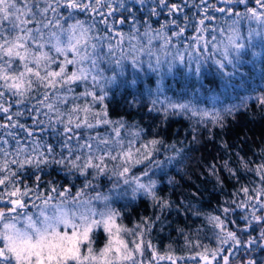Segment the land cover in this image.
Returning a JSON list of instances; mask_svg holds the SVG:
<instances>
[{"label": "snow or ice", "instance_id": "6c2138e0", "mask_svg": "<svg viewBox=\"0 0 264 264\" xmlns=\"http://www.w3.org/2000/svg\"><path fill=\"white\" fill-rule=\"evenodd\" d=\"M252 5L253 0H0V264H176L171 255H159L147 238L161 215L128 228L118 223L123 214L112 207L110 196L97 190L100 178L110 173L116 178L113 189L122 184L132 197L143 193L161 214L173 206L157 195L153 178V169L165 163L156 158L164 143L160 132L144 139L138 124L111 120L108 85L124 74L127 61L137 72L146 64L158 75L165 66L170 73L179 64L197 77L211 64L221 86L233 87L245 50L259 55L252 41L264 38V0ZM142 10L146 14L137 16ZM161 15L165 21L154 28L152 17ZM242 19L259 28H249L245 37ZM125 23L128 33L116 30ZM190 26L196 35L181 47ZM257 100L264 107V94ZM149 111L158 113L161 123L187 116L194 122L188 143L194 144L201 128L210 131L208 124L223 128L236 106L209 109L156 96ZM24 116L30 124L21 123ZM99 126L107 133L91 134ZM222 146L229 151L226 143ZM170 147L174 155L167 161L180 162L184 149ZM261 153L257 160L237 154L236 167L228 159L219 167L208 165L207 175L221 189V171L240 187L204 216L216 247L197 253L203 264H232L236 257L238 264H264V255H258L264 252V149ZM137 165L144 166L138 175ZM46 169L64 172L65 179H84L79 188L58 186L44 180L51 174ZM241 171L255 179L241 183ZM184 210L201 216L190 202ZM97 232L105 235L98 250Z\"/></svg>", "mask_w": 264, "mask_h": 264}, {"label": "trees", "instance_id": "16d2710c", "mask_svg": "<svg viewBox=\"0 0 264 264\" xmlns=\"http://www.w3.org/2000/svg\"><path fill=\"white\" fill-rule=\"evenodd\" d=\"M170 2L175 3L178 0H170ZM210 2L215 4L218 0H210ZM252 6H254V0ZM195 11L192 9L189 14ZM145 14L146 10H142L137 13V16ZM216 15L221 17L222 14L216 13ZM79 18L86 17L79 16ZM165 19L166 15L152 17V26L159 28ZM196 19L198 17L193 18V25ZM223 19L227 18L223 17ZM180 22L182 23V20ZM239 26L245 37L249 28H259L255 21L246 19H242ZM116 30L128 33L130 26L128 23L117 24ZM195 35L194 28L188 27L184 37L181 38V47L185 38L190 42ZM154 43L158 46V42ZM252 43L259 55L252 56V49L245 50L247 54L242 57L239 71L233 79V87L227 90L221 86V78L215 73L214 66L211 64L205 65L201 76L197 77L179 64L170 73L165 66L158 75L147 70L146 64L145 71L137 72L126 61L124 74L118 75L116 81L108 85L109 95L106 103L111 120L123 119L129 125L138 124L145 130L142 137L144 139H150L157 131L160 132L164 143L159 146L160 152L156 158L164 160L165 163L162 167L153 169L155 173L153 178L158 181L157 195L170 200L173 206L161 214L160 209L154 207L153 201L143 193L132 197L131 192L122 184L120 188L113 189L112 185L116 182V178L110 173L100 178L98 181L100 187L97 190L110 196L112 207L123 214L118 223L128 228H133L144 218L154 219L156 215H161L162 222L155 225L147 238L151 240L159 255H171L176 264H203L197 253H202L205 247L210 250L216 247L211 227H204V216L211 214L218 203H223L240 187L234 179L229 178L227 171H221L219 176L224 181L221 189L215 179L207 175L208 165L214 163L219 167L224 160L228 159L231 165L236 167L237 154L252 160H257L262 155L264 107L260 106L257 97L264 94V38L255 37ZM107 74L111 75V71ZM134 78L136 84L132 85L131 81ZM133 95L137 103L130 104ZM156 96H159L160 101H163L165 97L177 103L192 101L209 109L222 110L225 107L236 106V112L234 116L226 117L223 128L213 127L211 124L207 126L210 131L201 128L198 142L189 144L191 137L188 133L194 122L185 115L171 116L169 123H161L160 119H155L158 113L150 112L149 108L151 100ZM213 96L218 98L214 100ZM159 106L158 102L157 107ZM21 123L30 124L31 121L24 116L21 117ZM107 131L105 126H99L91 130V134L100 132L103 135ZM46 135L50 138V133ZM225 143L229 146L228 152L222 146ZM170 145H175L177 149H184L180 162L167 161V157L174 155ZM109 167L111 168V164ZM143 167V165H137L134 173L138 175ZM45 171L51 174L45 175L44 180H54L58 186L71 183L79 188L84 179L83 177L65 179L62 171L59 173L51 169ZM253 179H255L253 174L240 172L241 183H248ZM26 183L31 185L32 181L26 180ZM46 188L47 185L43 184L41 190ZM197 190V196L192 197L190 193ZM189 202L193 209L200 211V217L185 212L184 209ZM178 205L179 210H177ZM95 238L97 242L94 247L98 250L104 244L103 234L97 232ZM258 255H264V252ZM232 264H238V257L233 258Z\"/></svg>", "mask_w": 264, "mask_h": 264}, {"label": "rangeland", "instance_id": "374dc122", "mask_svg": "<svg viewBox=\"0 0 264 264\" xmlns=\"http://www.w3.org/2000/svg\"><path fill=\"white\" fill-rule=\"evenodd\" d=\"M106 183L108 182V181H105ZM127 190L128 191H130V189H128L127 188ZM131 192V191H130ZM103 194H105V195H107L105 192H102ZM97 203H99V202H97ZM103 238H104V243H105V235L103 234ZM103 246V245H102ZM101 246V247H102ZM100 247V248H101ZM146 255H147V253H146ZM159 264H172V262L171 261H169V260H162V261H159Z\"/></svg>", "mask_w": 264, "mask_h": 264}]
</instances>
